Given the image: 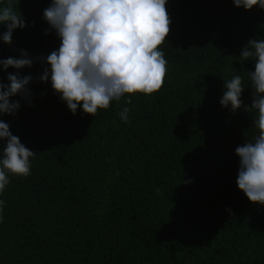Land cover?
<instances>
[{
    "label": "trees",
    "instance_id": "16d2710c",
    "mask_svg": "<svg viewBox=\"0 0 264 264\" xmlns=\"http://www.w3.org/2000/svg\"><path fill=\"white\" fill-rule=\"evenodd\" d=\"M50 2L11 0L26 27L11 46L0 41V58L26 50L33 59L19 70L33 76L31 95L12 97L21 107L0 119L35 153L30 175H9L0 193V264H264V205L236 184L235 149L258 134L256 112L220 104L234 74L243 104L252 103L254 61L239 56L264 39V9L168 0L161 90L125 96L93 117L79 107L73 114L50 78L39 80L50 67L43 58L60 45L43 19ZM16 71L0 78L8 83Z\"/></svg>",
    "mask_w": 264,
    "mask_h": 264
},
{
    "label": "clouds",
    "instance_id": "9594fccd",
    "mask_svg": "<svg viewBox=\"0 0 264 264\" xmlns=\"http://www.w3.org/2000/svg\"><path fill=\"white\" fill-rule=\"evenodd\" d=\"M232 2L245 10L264 9V0ZM167 3L168 0H51L43 11V19L55 30L60 45L43 58L50 67L44 68L40 82L46 83L50 78L54 94L73 114L79 107L93 117L125 96L156 94L165 82L168 64L161 50L172 23ZM0 25L6 29L0 32V41L9 46L14 31L26 27L22 15L13 10L11 0L0 8ZM48 34L49 30H45ZM239 57L254 61L255 70L247 72L253 89L252 103L243 104L242 75L234 74L224 82L220 104L224 108L230 105L233 113L242 107L249 113L256 112L252 125L258 134L235 149L239 157L236 184L251 203L264 205V39L249 40ZM32 66L33 59L26 50H20L19 58H0V72L17 70L7 74L8 83L0 78V116L18 112L20 102L12 97L27 99L31 95L27 86L33 76L21 75L19 70ZM126 103L131 104L132 100L127 99ZM128 112L125 107L119 113L122 121H128ZM0 141L6 142L0 148L2 193L9 184V175H30V158L35 153L12 134L2 119ZM3 204L0 201V211Z\"/></svg>",
    "mask_w": 264,
    "mask_h": 264
}]
</instances>
